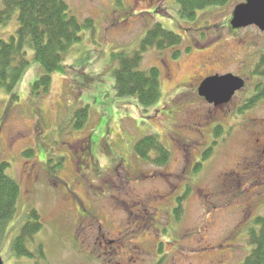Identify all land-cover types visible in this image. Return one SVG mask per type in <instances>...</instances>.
I'll return each mask as SVG.
<instances>
[{"label":"rangeland","instance_id":"374dc122","mask_svg":"<svg viewBox=\"0 0 264 264\" xmlns=\"http://www.w3.org/2000/svg\"><path fill=\"white\" fill-rule=\"evenodd\" d=\"M245 1L230 0L189 22L175 0H65L79 21L95 24L67 54L68 73L53 75L46 95H32L43 70L29 50L21 82L11 93L0 89V166L7 165L5 174L21 188L14 220L0 229L5 264H156V253L161 264L245 261L253 249L249 232L264 217V100L240 113L260 80L251 69L264 33L255 26L235 31L230 24ZM156 24L181 35L182 56L145 53L142 70L160 69L162 95L144 111L136 99L115 96L113 54L138 50ZM18 28L16 14L0 27V41ZM228 74L246 86L221 110L197 87L208 76ZM83 107L90 108L89 121L75 129L74 115ZM150 135L171 151L160 168L151 154L142 164L134 151ZM187 174L193 192L175 222L172 207L155 202L174 193L161 175L178 186ZM143 175L152 177L136 183ZM31 210L40 214L43 230L28 244L32 258H18L13 243ZM101 236L118 245L95 246Z\"/></svg>","mask_w":264,"mask_h":264},{"label":"trees","instance_id":"16d2710c","mask_svg":"<svg viewBox=\"0 0 264 264\" xmlns=\"http://www.w3.org/2000/svg\"><path fill=\"white\" fill-rule=\"evenodd\" d=\"M175 1L179 5L180 16L189 22H195L200 12L205 11V14L210 8L224 7L230 0ZM16 14L19 23L17 34L9 41H0V89L11 93L21 82L30 67L29 50H32L34 61L43 70V75L32 86L34 90L32 95L40 96L42 93L46 95L52 86V76L68 73L65 61L67 54L74 45L82 41L85 30L95 29V24L92 19L79 21L73 16L65 0H3L0 27L7 26ZM182 44L181 35L165 29L162 24H156L147 31L138 50L132 54L124 52L113 54L116 65L113 73L115 96L118 99H136L137 108L144 111L156 105L162 95L161 72L156 67L143 71L144 55L150 50L159 53L173 50L175 51L173 58L178 59L182 56L179 49ZM190 51L188 47L187 52ZM251 71V77H258L260 80L255 83L254 92L246 100L240 113L264 100V44L256 66H253ZM89 109L83 107L75 113L73 119L75 129L86 126L90 118ZM153 151H156V156L161 155V162L169 157V152L157 136L145 137L135 146L136 154L142 159L148 158L150 154L152 156ZM25 155L31 157L34 153L29 152ZM62 164L59 163L57 166L61 167ZM6 168L5 164L0 166V229L14 220L21 193L19 183L5 174ZM84 212L82 216H85ZM25 221L19 238L13 243L14 253L18 258H32L28 244L43 230L41 216L36 210H31ZM256 225L258 229L249 232V244L253 249L242 264H264V217H258Z\"/></svg>","mask_w":264,"mask_h":264},{"label":"water","instance_id":"95a60500","mask_svg":"<svg viewBox=\"0 0 264 264\" xmlns=\"http://www.w3.org/2000/svg\"><path fill=\"white\" fill-rule=\"evenodd\" d=\"M250 26L264 32V0H246L236 6L231 20L233 30ZM245 81L232 74L207 78L199 87V95L209 104L227 105L234 96L245 88ZM0 264H5L0 255Z\"/></svg>","mask_w":264,"mask_h":264},{"label":"flooded vegetation","instance_id":"af4514ba","mask_svg":"<svg viewBox=\"0 0 264 264\" xmlns=\"http://www.w3.org/2000/svg\"><path fill=\"white\" fill-rule=\"evenodd\" d=\"M170 51L171 50H168L167 52H170ZM209 77H212V76H208V77L204 78L203 80H201V82L198 83L199 87ZM244 81L246 82L245 79H244ZM195 86L197 87V84H195ZM199 87H197V92H198ZM216 106L219 107V109H221V110L223 109V108H221V107H223V105H219V106L216 105ZM134 151H135V147H134ZM167 151L169 152V155H170V153H171L170 149H167ZM155 152L156 151H153V153H152V156H153V158H152L153 165L156 166V167H158V168H160L161 166H165V164L169 160V157L168 158H165L166 160L164 159V161L161 162L160 161L161 160V155L158 154L156 156V153ZM135 154H136V152H135ZM137 156H138V158H140L142 160L141 161L142 164H146V162H148V161H145V159H142L139 155H137ZM138 169H139V167H138ZM147 177H152V176L151 175L150 176H148V175L144 176L143 175L141 177H136L135 182L136 183L137 182H142V181L146 180ZM161 179L166 180L168 182V184L170 185V187L174 186L173 191H172L174 193L171 194L172 193L171 192L170 193L171 194L170 196H168V197L165 196V198L162 201V203H160L161 202L160 199H162V198L156 200L155 202H157V204H159V205H162V207L165 206V208L163 210H166L167 208L172 207L171 208V214H169L167 211L166 212L169 214L170 219H172L173 221L177 222L178 219L180 220V216L182 215L184 203H186V201L189 199V197L192 195V192H193L191 183H189V181H188L189 180L188 179V174L185 176V178H182L184 180L181 181L178 186H177V184L174 183L176 181V179H175L174 182L172 181V176L171 177H168L167 175H161ZM171 198L173 200V203H169V201H170ZM148 208L144 209V212L147 213V214L149 213L148 212L149 211ZM131 214H136V213L132 211ZM135 219L137 220L138 218L136 217ZM152 219H153V221H155L157 223V221H158L157 217H152ZM142 221H143V224H144L143 226L146 227L148 225V220H147V218L145 216L142 218ZM125 228L126 227H124V229ZM105 239H107L105 236H103V237L101 236L100 238H98L97 239V243H95V246H99V247L101 246L102 248H105V250H107L110 247L111 244H117L118 245V241L108 240V242H106V241L104 242ZM163 245H164V243L160 242L158 244L156 250L157 251L160 250ZM156 255H157V253L154 255V261H155V263L157 262L156 264H161L160 263L161 262V257H162L161 254L158 255L159 256L158 258H155Z\"/></svg>","mask_w":264,"mask_h":264}]
</instances>
